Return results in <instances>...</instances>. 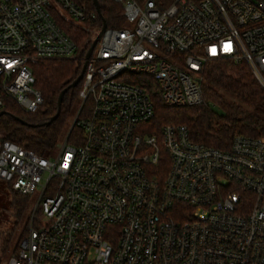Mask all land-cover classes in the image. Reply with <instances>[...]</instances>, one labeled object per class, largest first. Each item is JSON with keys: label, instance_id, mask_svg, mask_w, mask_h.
<instances>
[{"label": "built area", "instance_id": "2783aa9c", "mask_svg": "<svg viewBox=\"0 0 264 264\" xmlns=\"http://www.w3.org/2000/svg\"><path fill=\"white\" fill-rule=\"evenodd\" d=\"M125 25L106 27L88 61L74 123L55 159L0 143V180L38 196L28 231L0 264H264V135L223 150L189 129L151 131V95L204 103L213 60L244 63L264 89V0H113ZM59 19L84 28L97 12L74 0H0V110L43 105L32 65L75 59ZM78 52V55H76Z\"/></svg>", "mask_w": 264, "mask_h": 264}, {"label": "trees", "instance_id": "16d2710c", "mask_svg": "<svg viewBox=\"0 0 264 264\" xmlns=\"http://www.w3.org/2000/svg\"><path fill=\"white\" fill-rule=\"evenodd\" d=\"M88 11L96 12L92 0H74ZM101 14L96 25L102 26V19L108 27L121 28L125 25L123 8L113 0H98ZM142 2L143 0H137ZM166 3L171 0H162ZM59 24L81 47L79 57L75 59L42 60L32 65L36 79L35 87L42 93L44 102L35 113L24 112L14 101L7 99L0 112V143L11 141L42 156L57 147L63 135L68 118L79 109L78 93L81 85L69 89L64 95L61 112L57 120L46 125L57 113V101L60 93L80 74L85 54L91 46L90 33L78 26H69L59 19ZM204 103L192 107H169L160 93L151 95L155 117L149 124L151 131L160 132L166 125H181L189 129L193 141L218 149H229L233 137L237 134L249 137L264 135V89L255 80L244 63L231 60H213L208 62L202 72ZM224 94L229 95L228 99ZM211 104L218 108L215 111ZM14 116L26 121L22 125ZM80 130L73 124L69 139L80 137ZM12 190V189H11ZM13 192V191H12ZM29 198H23L13 192L12 206L27 208ZM28 225L24 228L26 235ZM20 239V240H21ZM20 242V241H19ZM7 244L0 246V261L5 256Z\"/></svg>", "mask_w": 264, "mask_h": 264}, {"label": "rangeland", "instance_id": "374dc122", "mask_svg": "<svg viewBox=\"0 0 264 264\" xmlns=\"http://www.w3.org/2000/svg\"><path fill=\"white\" fill-rule=\"evenodd\" d=\"M64 23L72 26L66 21H64ZM97 49H95V53L97 52ZM76 55H78V52ZM224 96L228 99L231 98L227 94H224ZM211 107L215 111L219 112L218 108L214 105L211 104ZM78 110V107H76L74 113L68 118L65 130L58 142L57 147L49 154L48 157L55 159L58 156L61 145L63 144L70 131L71 126L74 123V120L76 119ZM12 196L13 192L9 184L3 180H0V246H4L5 244H7L4 259L18 245L21 237L24 234V228L29 225L33 207L38 199V196H32L31 198H29V204L27 208L23 209V206H19V208L17 206H12Z\"/></svg>", "mask_w": 264, "mask_h": 264}, {"label": "water", "instance_id": "95a60500", "mask_svg": "<svg viewBox=\"0 0 264 264\" xmlns=\"http://www.w3.org/2000/svg\"><path fill=\"white\" fill-rule=\"evenodd\" d=\"M93 2V5L96 9V12L97 14H101V6H100V3L98 0H92ZM107 27V24L105 22V20L102 19V28L101 30L97 33L96 37L93 39L92 43H91V46L89 47V49L87 50L86 54H85V59H84V64H83V67H82V70L80 72V74L78 75V77L71 83L69 84L59 95L58 97V101H57V113L48 121L46 122V125H51L55 120L58 119L59 115H60V112H61V105H62V102H63V99H64V95L67 93V91L69 89H73V88H76L80 82L82 81L83 79V76H84V73H85V70H86V66L88 64V61L97 45V43L99 42L103 32L105 31ZM4 114V112H0V116H2ZM14 119L18 122H20L22 125H28V123L22 119H20L19 117L17 116H14Z\"/></svg>", "mask_w": 264, "mask_h": 264}]
</instances>
